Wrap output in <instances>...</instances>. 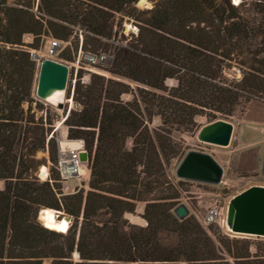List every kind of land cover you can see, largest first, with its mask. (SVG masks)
I'll return each mask as SVG.
<instances>
[{
	"label": "trees",
	"instance_id": "obj_1",
	"mask_svg": "<svg viewBox=\"0 0 264 264\" xmlns=\"http://www.w3.org/2000/svg\"><path fill=\"white\" fill-rule=\"evenodd\" d=\"M136 1L0 0V264H264V243L252 252L249 238L221 233L216 240L194 215L179 218L166 172L167 159L180 151L175 130H191L206 109L215 119L264 102V0H252L253 11L243 9L249 0H168L152 10L108 68L145 85L138 95L124 101L130 85L99 74L74 87L81 108L67 119L68 137L82 139L89 153L87 194H61L57 182L30 173L46 143L31 113L37 73L31 49L43 36H69L70 26L110 38L115 12L132 13ZM25 34L33 41L24 42ZM233 62L240 77L228 76ZM167 78L177 84L166 85ZM142 201L146 226L125 218ZM45 207L73 216L66 233L41 224ZM170 234L175 241L166 240Z\"/></svg>",
	"mask_w": 264,
	"mask_h": 264
},
{
	"label": "rangeland",
	"instance_id": "obj_2",
	"mask_svg": "<svg viewBox=\"0 0 264 264\" xmlns=\"http://www.w3.org/2000/svg\"><path fill=\"white\" fill-rule=\"evenodd\" d=\"M38 1L39 0H37V3ZM140 1L141 0H137L134 3L136 10H134L132 13L127 9L115 12L113 17V34L110 38L106 36L90 35L89 33L84 32V30L79 26H70L73 28V31L69 36L58 37L52 34L43 36L41 39L40 48L31 49L32 53L35 52L42 57H46V46L50 38H58L68 42L65 48L54 57L57 60L67 63L71 68L69 84L68 87L64 89V102L62 105H55L46 100L37 99L33 95L35 101L32 102L31 109V113L35 115V119L44 126L46 143L44 148L39 149L35 153L34 157L36 159V163L30 173L39 182H45L46 179H42L38 172L41 173L40 167L46 165L49 169V178L51 180L48 181H50L52 184L57 182L60 190L62 191L61 194H72L68 192L70 189H68L67 186H76L75 192H83L84 196L90 189L89 180L91 175V167L89 153L88 157L90 172L87 180L85 181H80L79 179L75 178L74 180L65 183L55 166V158H58V145L60 143V139L64 135V127L66 128V135L68 136L67 132L69 131V125L67 124V119L72 110L81 108V106L73 99L74 87L76 85V83L73 84V78L77 77V81L80 80V82L85 85H89L91 83V80L95 74L103 75L107 78H116L122 80L123 82L129 84L132 89V92L124 93L122 95V99L124 101L132 100L134 94L138 95V86L146 87L145 85L133 81L127 77L114 75L109 71V67L100 64L90 65L85 62L78 63L80 50L93 54L104 52L115 57V52L119 47H125L135 41L140 32V27L146 25L145 21L151 18V11L156 8L163 7L167 4L166 2L168 0H147L150 3L149 6L144 5L143 2ZM242 1L243 0H238V2H236V0H232V2L235 4H239ZM251 1L252 0H249V3L243 6L244 10L253 11L254 6H250ZM220 2L221 0H218V3ZM35 10H37V4L35 5ZM204 24L205 23L202 22L201 26H204ZM193 26H195V23H193ZM187 27H189V25ZM149 40L150 37H146V42H149ZM32 41L33 35H24V42L30 43ZM36 62L38 71L39 62ZM241 73L242 72L239 65L233 62L229 68L228 76L230 78L234 76L240 77ZM36 78L37 73L35 81ZM165 82L166 85L170 87L177 84V80L175 78H167ZM25 106L28 108L29 104L26 103ZM209 112L210 111L206 109V113L208 114ZM207 114L204 113L197 115L196 125L191 130L180 129L173 132V137L178 144L177 148L180 149V151L175 157L167 159L166 172L169 179L176 187V193L178 195V197L175 199V202L177 203L176 208L179 205L184 204L188 208L189 214L194 215L204 227L211 228L213 237L216 240L221 233L227 234L230 238H249L253 242L251 250L252 252H255V244L264 243V237L230 233L226 230L222 221L206 224L205 219L208 217L212 209L224 213L225 218L229 200L235 194L252 185H264V173L262 171L264 164V102L253 100L244 107H238L237 110L230 116H222L221 114H218L215 119H211ZM218 119H225L231 121L234 124L230 143L226 146H223L199 140V130L204 125ZM158 124L159 118L155 117L151 125L154 127ZM50 140H53L54 142L50 144ZM131 146L132 140L128 139L127 147L131 148ZM191 149L209 152L218 159V161L224 167V174L220 183L211 184L180 179L176 177L175 170L179 162L185 153ZM3 187L4 180H0V188ZM145 205L146 202L144 201L138 202L135 211L126 212L125 218H127L129 222L133 224L146 226L148 221L144 217ZM60 211H62V215L70 216L69 223L71 227L74 219L73 216L64 210ZM82 217L83 216L81 215L80 220ZM38 220L42 225L46 226L43 221L39 219V217ZM175 239L176 236L174 234H170L166 237V240L168 241H175ZM74 258L76 260L79 258L75 252ZM44 264H51V259H45Z\"/></svg>",
	"mask_w": 264,
	"mask_h": 264
},
{
	"label": "water",
	"instance_id": "obj_3",
	"mask_svg": "<svg viewBox=\"0 0 264 264\" xmlns=\"http://www.w3.org/2000/svg\"><path fill=\"white\" fill-rule=\"evenodd\" d=\"M32 58L39 62L34 97L45 100L54 91L68 87L71 68L67 63L48 56L42 57L35 52ZM233 129L231 121L218 119L204 125L198 132V139L226 146L230 143ZM81 158L88 161L87 150L81 152ZM262 171L264 173V164ZM223 174L224 167L214 155L196 149L187 151L175 170L177 178L211 184L220 183ZM55 210L62 214V211ZM174 211L181 219L189 214L184 204ZM223 224L230 233L264 237V185H252L235 194L229 200Z\"/></svg>",
	"mask_w": 264,
	"mask_h": 264
},
{
	"label": "built area",
	"instance_id": "obj_4",
	"mask_svg": "<svg viewBox=\"0 0 264 264\" xmlns=\"http://www.w3.org/2000/svg\"><path fill=\"white\" fill-rule=\"evenodd\" d=\"M68 44V42L58 39V38H50L47 42L46 46V56L54 58L57 56ZM114 56L109 55L107 53L101 52L99 54H93L90 52H84L80 50V55L78 59V63L85 62L90 65H103L106 67H110L113 63ZM77 82V77L73 78V84ZM69 138L68 136H66ZM69 140H77L81 142V146L79 148L76 147H62L59 143L58 145V158L56 162V168L65 183L68 181H72L75 178L80 181L87 180L89 175V157L88 161H85L81 158V152L86 150L84 146V142L81 139H70ZM86 168V172H81L82 168ZM46 181L50 180L49 175L45 178ZM51 181V180H50ZM76 186H67L70 189V193L75 192ZM224 213L219 212L218 210L212 209L210 214L205 219L206 224H210L212 222H223Z\"/></svg>",
	"mask_w": 264,
	"mask_h": 264
},
{
	"label": "bare ground",
	"instance_id": "obj_5",
	"mask_svg": "<svg viewBox=\"0 0 264 264\" xmlns=\"http://www.w3.org/2000/svg\"><path fill=\"white\" fill-rule=\"evenodd\" d=\"M140 2H143L144 5H150V3L147 0H141ZM46 101L55 104L60 105L65 100V91L62 90H56L51 95H49L46 99ZM63 137L60 139V144L62 147H76L79 148L81 146V142L77 140H69L66 136V128L63 129ZM41 173L38 172L39 176L42 179H45L49 175V169L46 165H43L40 167ZM86 168H82L81 172H86ZM40 219L43 221V223L52 229H56L60 232L66 233L70 227V219L68 216H64L62 214H58L57 211L50 207H45L41 209L40 212ZM224 222V218H223Z\"/></svg>",
	"mask_w": 264,
	"mask_h": 264
},
{
	"label": "snow or ice",
	"instance_id": "obj_6",
	"mask_svg": "<svg viewBox=\"0 0 264 264\" xmlns=\"http://www.w3.org/2000/svg\"><path fill=\"white\" fill-rule=\"evenodd\" d=\"M236 2H238V0H236Z\"/></svg>",
	"mask_w": 264,
	"mask_h": 264
},
{
	"label": "crops",
	"instance_id": "obj_7",
	"mask_svg": "<svg viewBox=\"0 0 264 264\" xmlns=\"http://www.w3.org/2000/svg\"><path fill=\"white\" fill-rule=\"evenodd\" d=\"M68 133V132H67Z\"/></svg>",
	"mask_w": 264,
	"mask_h": 264
}]
</instances>
